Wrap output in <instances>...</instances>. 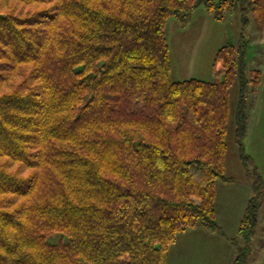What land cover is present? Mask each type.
Listing matches in <instances>:
<instances>
[{"label":"trees","instance_id":"16d2710c","mask_svg":"<svg viewBox=\"0 0 264 264\" xmlns=\"http://www.w3.org/2000/svg\"><path fill=\"white\" fill-rule=\"evenodd\" d=\"M205 5L264 27V0H0V264H167L202 226L249 264L264 179L244 153L261 70L228 41L217 81L172 79L166 25ZM236 142L253 178L238 229L217 220L231 87Z\"/></svg>","mask_w":264,"mask_h":264},{"label":"rangeland","instance_id":"374dc122","mask_svg":"<svg viewBox=\"0 0 264 264\" xmlns=\"http://www.w3.org/2000/svg\"><path fill=\"white\" fill-rule=\"evenodd\" d=\"M172 62V79L198 78L217 81L215 58L228 41L238 43L241 35L249 41V69L261 70L258 87H250L247 98V133L244 153L250 157L248 168L255 169L264 179V27L250 17L244 24L240 10L228 12L224 19H217L205 5L192 13L187 23L172 17L166 25ZM232 115L228 124L226 175L235 181H217V220L230 238L239 237L238 229L249 199L253 196V178L247 174L242 152L236 142L235 111L239 99L237 83L231 87ZM258 233L249 264H264V203L259 215ZM195 245L197 253L189 264H232L236 249L229 239L216 232L197 226L178 234L171 246L167 264H183L182 248ZM188 264V261L186 262Z\"/></svg>","mask_w":264,"mask_h":264},{"label":"crops","instance_id":"0c3cea01","mask_svg":"<svg viewBox=\"0 0 264 264\" xmlns=\"http://www.w3.org/2000/svg\"><path fill=\"white\" fill-rule=\"evenodd\" d=\"M195 245H190L189 247H185L181 249L182 255H183V264H186V262H189L195 257L196 254L197 257H200V253H197V248H195Z\"/></svg>","mask_w":264,"mask_h":264}]
</instances>
